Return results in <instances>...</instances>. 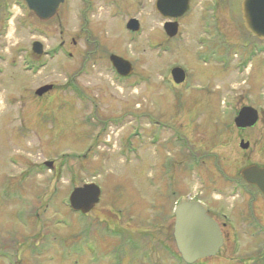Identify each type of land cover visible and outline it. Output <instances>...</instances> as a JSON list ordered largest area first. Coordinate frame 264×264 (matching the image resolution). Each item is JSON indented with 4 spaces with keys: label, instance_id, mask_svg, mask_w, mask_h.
<instances>
[{
    "label": "rangeland",
    "instance_id": "obj_1",
    "mask_svg": "<svg viewBox=\"0 0 264 264\" xmlns=\"http://www.w3.org/2000/svg\"><path fill=\"white\" fill-rule=\"evenodd\" d=\"M221 1L193 0L168 38L155 0H64L47 20L0 0V264H184L170 206L189 196L225 224L218 253L198 264H264V200L239 175L264 166V39ZM206 15L218 39L200 29ZM110 54L132 74L118 76ZM243 106L258 120L240 129ZM88 182L100 201L74 213L68 195Z\"/></svg>",
    "mask_w": 264,
    "mask_h": 264
},
{
    "label": "water",
    "instance_id": "obj_2",
    "mask_svg": "<svg viewBox=\"0 0 264 264\" xmlns=\"http://www.w3.org/2000/svg\"><path fill=\"white\" fill-rule=\"evenodd\" d=\"M26 7L38 19L47 20L53 17L64 0H23ZM155 10L167 21L163 29L168 37L176 35L178 24L172 19L183 16L189 8V0H155ZM241 16L243 26L252 36L264 39V0H242ZM126 28L132 32L139 30V22L130 18ZM32 50L36 54L42 52V45L38 41L32 43ZM110 63L120 76H128L132 72L130 61L115 54L109 56ZM170 74L174 83H182L185 72L180 67H173ZM51 85H43L36 89L35 94L41 96L51 89ZM258 120L256 109L243 106L234 119V125L243 129L253 126ZM248 142L240 140L242 149L248 147ZM45 165L51 166L47 161ZM239 175L247 184L253 185L264 197V166L249 164L239 171ZM99 187L93 183H85L72 189L68 197L69 207L73 211L87 213L98 203ZM174 225L172 237L182 261L193 264L198 260L214 256L223 244V237L217 223L207 214L206 206L199 201L180 203L174 210Z\"/></svg>",
    "mask_w": 264,
    "mask_h": 264
},
{
    "label": "flooded vegetation",
    "instance_id": "obj_3",
    "mask_svg": "<svg viewBox=\"0 0 264 264\" xmlns=\"http://www.w3.org/2000/svg\"><path fill=\"white\" fill-rule=\"evenodd\" d=\"M202 2H205V1H202V0H200V3H202ZM211 2H212V4H211ZM221 0H207V2H205L206 4H205V6H203V8L205 7V10H207V9H211V10H215V11H219L220 10V5H221ZM230 3V9H232L233 11L236 9V7H238L237 9L239 10V12H240V19H241V22H242V16H241V2H242V0H239V2H238V4H236V2H237V0H228L227 1V3ZM192 3H193V0H189V9H188V11H187V13L185 14V15H183L182 17H179V18H177L176 19V22H177V24H178V30H179V28L181 29L182 28V22H183V20L186 18V16H187V14L189 13V11H191V9H192ZM200 23V29L203 31V32H205V31H207L208 32V34H210L209 36H213V38H216V39H218L220 36H221V34L219 35V33L221 32V29H220V27H219V22L217 21V20H215V16H211V15H206V16H202L201 17V21L199 22ZM242 24H243V22H242ZM249 33V32H248ZM250 34V33H249ZM251 35V34H250ZM213 44V43H212ZM215 45H213V46H211L210 48L208 47V49L207 50H204V51H206L208 54H213V55H215L216 54V52H218L219 51V46H217L216 45V43H214ZM206 47H207V45H206ZM209 50H214V51H209ZM235 51V50H234ZM260 51V53H264V50H259ZM213 52V53H212ZM185 78H186V75H185ZM253 186V185H252ZM253 187H255V186H253ZM256 188V187H255ZM256 190H257V188H256ZM243 194H245V196H248V195H250V194H248V193H243ZM257 194H259V195H261L260 194V192L257 190ZM175 195V194H174ZM252 196V195H251ZM253 196H255V194L253 195ZM261 199L262 200H264V197L261 195ZM187 200H194L195 201V199H193L192 197H187L185 200H183V201H187ZM196 200H199V201H201L200 199H196ZM253 200L256 202V198H252V200H251V206H252V209H253V206L255 205V203L253 202ZM183 201H173L172 202V205L170 206V212H172V215H173V212H174V209H175V206L177 205V204H179V203H181V202H183ZM201 202H203V201H201ZM204 203V202H203ZM205 205H206V207H207V211L206 212H208L209 213V215L218 223V225H219V227H220V229H221V225L222 226H224L225 224L224 223H219L217 220H216V217H213V215H211V213L210 212H215L214 210L215 209H210L209 208V206L206 204V203H204ZM259 204V206H260V204H262L263 205V208H264V203H258ZM241 209V208H240ZM252 209H251V207L249 208V212H252ZM262 209V207L261 208H259V210H261ZM241 212H245L244 211V209H241ZM174 218V217H173ZM173 223H174V220H173ZM172 228H173V225H172ZM221 231H222V229H221Z\"/></svg>",
    "mask_w": 264,
    "mask_h": 264
},
{
    "label": "trees",
    "instance_id": "obj_4",
    "mask_svg": "<svg viewBox=\"0 0 264 264\" xmlns=\"http://www.w3.org/2000/svg\"><path fill=\"white\" fill-rule=\"evenodd\" d=\"M241 185L243 186V182H241ZM245 186V185H244Z\"/></svg>",
    "mask_w": 264,
    "mask_h": 264
}]
</instances>
